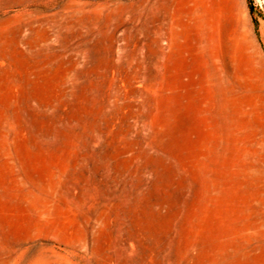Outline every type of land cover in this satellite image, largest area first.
<instances>
[{"label": "rangeland", "instance_id": "obj_1", "mask_svg": "<svg viewBox=\"0 0 264 264\" xmlns=\"http://www.w3.org/2000/svg\"><path fill=\"white\" fill-rule=\"evenodd\" d=\"M0 264H264V0H0Z\"/></svg>", "mask_w": 264, "mask_h": 264}, {"label": "bare ground", "instance_id": "obj_2", "mask_svg": "<svg viewBox=\"0 0 264 264\" xmlns=\"http://www.w3.org/2000/svg\"><path fill=\"white\" fill-rule=\"evenodd\" d=\"M262 25V24H261ZM261 25H260V27H261Z\"/></svg>", "mask_w": 264, "mask_h": 264}]
</instances>
